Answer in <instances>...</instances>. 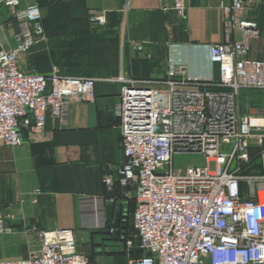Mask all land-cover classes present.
Here are the masks:
<instances>
[{
    "label": "built area",
    "instance_id": "1",
    "mask_svg": "<svg viewBox=\"0 0 264 264\" xmlns=\"http://www.w3.org/2000/svg\"><path fill=\"white\" fill-rule=\"evenodd\" d=\"M23 1L0 0L18 26L14 46L0 40V145L12 148L24 144L23 131L43 134L48 116L64 122L72 103L96 99L95 78L22 69L30 50L46 40L39 1L24 8ZM159 1L165 11L187 13L186 0ZM221 9L225 38L210 50L217 80H190L184 66L160 81L120 78L115 113L124 161L117 177L107 174L103 182L108 193L117 182L125 201L135 202L131 230L138 231L141 252H132L129 232L118 238L129 264H264V201L258 196L264 178L256 185L254 176L243 174L254 151L264 160V113H242L239 105L241 91H264V61L249 58L260 29L250 17V2L232 0ZM89 16L92 25H106L105 12ZM11 21L0 25V34ZM178 155L201 157L205 164L176 168ZM40 193L34 192V203ZM116 201L82 198L92 211V228H107L105 205ZM5 218L0 207V233L11 232ZM108 230L112 237L117 231ZM41 238L27 259L0 264H90L72 231L42 232Z\"/></svg>",
    "mask_w": 264,
    "mask_h": 264
},
{
    "label": "crops",
    "instance_id": "2",
    "mask_svg": "<svg viewBox=\"0 0 264 264\" xmlns=\"http://www.w3.org/2000/svg\"><path fill=\"white\" fill-rule=\"evenodd\" d=\"M246 1L260 29L259 37L251 42L249 58L264 61V0ZM33 2L24 0L22 7ZM231 2L186 0L187 13L180 17L163 10L159 0H39L43 20L44 11L48 15V9H54L59 17L55 25L62 24L66 13L70 20L76 19L66 24L80 23L86 39L78 50L85 58V77L97 79L96 99L72 103L64 122L48 116L39 136L23 131L24 144L19 147L0 145V207L11 228V232L0 233V260L27 259L40 248L42 232L59 230L72 231L76 245L93 243L95 254H115L119 239L104 232L115 227L118 208L121 236L129 232L133 203L125 201L117 182L113 193L107 192L103 182L107 174L117 177L124 161L120 119L115 113L124 86L120 78L160 81L184 66L190 80H217L219 68L211 61L210 50L224 41L221 4ZM91 11L105 12L106 25L91 26ZM16 31L18 26L11 21L0 40L7 39L14 46ZM139 46L144 50L138 51ZM50 55L46 35L21 67L25 72L45 73L53 61L47 65L41 59ZM36 190L41 193L34 203ZM102 196L117 201L106 203L107 228L96 230L91 227L92 211L82 198Z\"/></svg>",
    "mask_w": 264,
    "mask_h": 264
},
{
    "label": "rangeland",
    "instance_id": "3",
    "mask_svg": "<svg viewBox=\"0 0 264 264\" xmlns=\"http://www.w3.org/2000/svg\"><path fill=\"white\" fill-rule=\"evenodd\" d=\"M39 4L41 6V3ZM43 5L46 4L44 3ZM56 12L58 11L54 9H48V15L46 14V11L43 13V26L46 29L48 46L52 55H50L51 57H45L41 60H43V64L47 63V65L50 63V61L51 63L53 61V66L50 67L49 71L42 74L49 75L52 74L55 69H57L59 74L63 76L85 77V74L83 73L85 58L81 53H79L78 50L82 44V40L86 39L83 29L80 27L81 25L79 22L71 24L62 22V24H59V26L55 25V22L59 18L56 15ZM10 19V12L4 8H0V25L2 23L7 26V24L10 22ZM13 42L15 44V40H13ZM9 44V46H11L12 43ZM63 69H69V71H65ZM239 105L240 111L242 113H251L254 111L257 113H264V91L248 89L241 91L239 96ZM226 150L228 151L229 148ZM196 163H200L202 165L205 164L201 157L193 155H178L175 157L176 168L185 167ZM243 174L246 177L254 176L256 178V185H258L259 182L263 180L264 160L260 156L259 151L253 152V157ZM127 223L128 231H130L132 229L131 221L128 219ZM123 238L124 237L122 236V239ZM116 246L117 247L115 250H113L115 254L112 257H108L104 254H95L94 245L91 242L86 244L78 243L77 250L88 257L90 264H129V255L126 252L124 241L116 242ZM109 258L111 259L109 260Z\"/></svg>",
    "mask_w": 264,
    "mask_h": 264
},
{
    "label": "water",
    "instance_id": "4",
    "mask_svg": "<svg viewBox=\"0 0 264 264\" xmlns=\"http://www.w3.org/2000/svg\"><path fill=\"white\" fill-rule=\"evenodd\" d=\"M120 208H118L119 213L117 214V218H116V224H115V228L117 229L116 234L114 235V237L116 239H118L119 237V230L121 227V213H120ZM135 210V202L132 203V209L131 211L134 212ZM101 233V232H100ZM105 234L109 235L110 231L107 230L104 232ZM129 236L132 240H134V247L135 249L132 250V252H141L139 246H140V237H138V231L136 230H130L129 231Z\"/></svg>",
    "mask_w": 264,
    "mask_h": 264
},
{
    "label": "bare ground",
    "instance_id": "5",
    "mask_svg": "<svg viewBox=\"0 0 264 264\" xmlns=\"http://www.w3.org/2000/svg\"><path fill=\"white\" fill-rule=\"evenodd\" d=\"M258 196H259V199L263 202V201H264V191H260V192L258 193ZM53 237H54L53 234H50V235H49V238H50V239H52Z\"/></svg>",
    "mask_w": 264,
    "mask_h": 264
},
{
    "label": "trees",
    "instance_id": "6",
    "mask_svg": "<svg viewBox=\"0 0 264 264\" xmlns=\"http://www.w3.org/2000/svg\"><path fill=\"white\" fill-rule=\"evenodd\" d=\"M72 21H76V19H72V20H70L69 15L66 13V16L64 17L63 22H64V23H68V22H72ZM119 239H120V238H119Z\"/></svg>",
    "mask_w": 264,
    "mask_h": 264
},
{
    "label": "flooded vegetation",
    "instance_id": "7",
    "mask_svg": "<svg viewBox=\"0 0 264 264\" xmlns=\"http://www.w3.org/2000/svg\"><path fill=\"white\" fill-rule=\"evenodd\" d=\"M121 237V232H119V237L118 238H120Z\"/></svg>",
    "mask_w": 264,
    "mask_h": 264
}]
</instances>
